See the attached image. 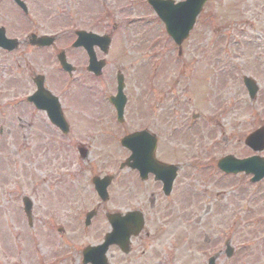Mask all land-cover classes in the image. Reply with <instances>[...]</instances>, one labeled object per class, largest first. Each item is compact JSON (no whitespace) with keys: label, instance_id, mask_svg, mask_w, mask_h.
<instances>
[{"label":"flooded vegetation","instance_id":"1","mask_svg":"<svg viewBox=\"0 0 264 264\" xmlns=\"http://www.w3.org/2000/svg\"><path fill=\"white\" fill-rule=\"evenodd\" d=\"M21 1L25 5L18 4L16 0H0V28L6 29L9 39H17V42L12 44L13 51L0 48V57H7L6 59L12 62L17 61V68L13 67V64L10 67L17 74L19 82H28L26 88L32 90L30 95L38 91L34 80L44 82V87L59 97L70 127L65 134L48 124L54 138L60 140L59 157L72 167L50 179V196L45 197V200L53 209L50 208L48 217H34V203L31 198L33 213L30 218L26 216L23 208L19 207L20 219L28 229L42 222L48 226L44 228L48 230L44 235V242L53 249L54 255L48 261L42 260V263L192 264V261H195V264H219L222 254L219 251L220 230L217 221L219 124L216 121L219 118V107L212 112L215 115L203 110L196 111L190 105L191 96L188 101H182L174 92V87L168 93L171 94L169 103L161 106L163 98L159 95L160 88L156 92V84L160 82L159 73L152 78V89L137 91L134 102L127 93L124 71L116 72V80L113 79V73L107 75L110 66L108 55L120 37L124 48L140 50L141 53L144 38L147 36L142 38V33L136 29L142 28L139 24L143 20L146 24L153 22L148 16H140L142 11H152L148 1L70 0L73 9L68 5L67 9H64L65 0ZM96 4L101 13L95 16ZM47 8H52V12L61 15L63 13L58 31L50 35L43 33L46 30L43 29L46 17L42 12ZM1 10L7 12L4 18ZM31 17L37 18L38 21H31ZM2 18L6 22H3ZM154 21L157 22L158 19L154 17ZM12 24L14 25L11 26ZM90 24L94 28L95 25L104 28L100 34L109 36L112 40L108 54L97 44L93 47L97 59L105 60V67L100 76L89 71L90 58L85 46L75 45L79 32H93L87 29ZM33 34L39 38L54 37V40H36L32 38ZM151 42L149 45L155 47L159 44V37ZM149 45L146 46L148 50ZM149 53L147 52V55ZM61 55L73 66V75L65 72L60 66L58 59ZM120 73L125 82L127 102L118 124L117 109L111 100L117 94V77ZM41 76L45 79H41ZM60 77L72 84L73 93L57 91L54 82L51 86V78L56 81ZM106 77L110 79L104 81ZM185 79L187 84L192 85L190 73ZM201 86V82L196 85ZM139 100L143 103L141 107L138 105ZM133 103V108H129ZM63 104L73 111L69 120ZM159 107L165 111L160 112ZM127 124L135 125L136 129L126 130L121 139L144 132L145 136L140 137L139 141L143 139L144 147L148 146L149 150L153 144V155L143 154L144 159L137 155L135 159L143 164L141 168H133L135 162L129 160L132 156L131 150L122 147L125 156L118 169L103 173L86 170L84 173L90 174L81 176L78 170L80 160L88 162L93 154L90 144L86 147L80 145L78 128L89 130L91 127H98L115 131L114 129H120L118 127L124 129ZM254 128L255 125L252 131H248L247 136L255 130ZM111 139L113 143L118 141L116 137ZM250 150L252 153L247 157L255 154ZM151 157L163 165H159ZM107 158L108 155L105 159ZM97 179H105L107 183V193L103 198L99 197L93 184ZM86 186L92 191L90 201H86L82 195L86 193ZM89 202L92 208L80 214V204L86 207ZM213 207L216 209L215 217L208 218V213L210 210V214L213 212ZM91 211H96V215L87 220L86 215ZM134 212L137 217L127 218L128 214ZM200 212H204L205 217H199ZM203 221L205 225L192 233L195 229L193 226L200 225ZM139 222L142 225L139 226ZM109 236L113 240L111 239L106 252L103 249H93L103 245ZM36 237L38 247L41 238L38 235ZM195 247L198 252H192Z\"/></svg>","mask_w":264,"mask_h":264},{"label":"rangeland","instance_id":"2","mask_svg":"<svg viewBox=\"0 0 264 264\" xmlns=\"http://www.w3.org/2000/svg\"><path fill=\"white\" fill-rule=\"evenodd\" d=\"M67 5L73 9L70 0H65L64 9H67ZM97 8L98 4L94 8L95 16L100 12ZM1 12L3 18L7 16L5 10ZM51 12L50 8L42 12L46 17V24L43 26L46 30L43 33L49 35L60 27L57 23H52L58 16L55 17V11ZM147 12L142 11V15H139L144 18L148 16L153 22L146 24L143 20L139 24L142 28L136 29L142 33V38L147 36L141 53L140 50L124 48L120 37L108 55L110 66L107 75L113 73V79L116 80V72L124 71L127 93L135 102L137 91H148L146 77L153 74L150 62L155 58L152 62L157 63L159 68L160 82L156 84V92L160 88L159 95L163 98L161 106L169 103L171 94L168 93L174 87V92L182 101H188L189 96L195 99L190 101V105L196 111L203 110L213 114L219 107V118L216 121L219 124V159L229 154L239 158L251 154L252 151L244 144L245 138L248 131H252L253 125L256 129L264 123V0H208L189 39L183 44V54L180 57L174 43L162 34L163 26L161 28L154 21L153 12ZM3 18L2 21L6 22ZM87 29L94 34L104 31L101 26L95 25L94 28L91 24ZM157 36L159 44L155 47L149 45ZM146 52H150V55ZM6 58L0 57V126H3L4 135L3 139L0 137V264H39L42 258L48 261L54 255L53 249L44 242V235L48 232L44 228L48 226L42 222L37 223L32 230L28 229L20 219L19 207H22L23 197H29L34 203V217H48L50 208L53 209L45 200V197L50 196V179L72 167L59 157L60 140H56L46 128L48 123L44 116L34 108L27 110L23 104L14 105V102L24 99L23 93L29 94L32 90L26 88L28 82H19L17 74L14 75L10 66L13 64L17 68V61L12 62ZM189 73L196 84H187L185 76ZM202 73V77L198 76ZM244 76L256 80L260 87L257 100L253 103L243 86ZM107 78L110 79L106 77L104 81ZM13 80L15 81L11 82ZM51 80V86L54 82L56 90L60 91L64 85L63 77ZM199 82H202L203 88L196 87ZM65 87L70 88L69 85ZM68 93H73V87ZM132 105L134 103L129 108ZM138 105L143 106L141 100ZM63 106L69 120L73 111L69 106ZM159 111L165 110L159 107ZM134 126L127 124L124 129L118 127L120 129H114L115 131L98 127H91L89 130L78 128L80 145L86 147L90 144L93 154L88 162L80 160V175L90 174L84 173L86 170L103 173L118 169L125 156L120 139L126 130L136 129ZM115 137L119 141L113 143L111 138ZM105 154L108 155L107 159ZM261 155L264 156V152ZM249 178L250 176L245 175L228 177L219 173L217 221L220 230L219 251L222 252L219 264H264V180L254 186L249 183ZM84 192L89 194L83 193V198L90 201L91 189L86 186ZM80 205V214L92 208L90 202L86 207ZM214 208L211 214V210L209 211L208 218L215 217ZM198 215L205 217L204 212ZM204 225L203 221L200 225L193 226L195 229L192 233ZM29 234L41 238L38 251L32 248ZM228 240L236 251L231 260L224 254ZM243 245L246 247L241 248ZM197 249L192 248V252H198Z\"/></svg>","mask_w":264,"mask_h":264},{"label":"water","instance_id":"3","mask_svg":"<svg viewBox=\"0 0 264 264\" xmlns=\"http://www.w3.org/2000/svg\"><path fill=\"white\" fill-rule=\"evenodd\" d=\"M207 0H187L186 2L179 3L177 5L174 4L172 0L168 1H159L154 0L151 1V3L154 5L156 11L159 13L160 17L165 21L167 25V29L169 34L175 39L177 44L181 45L182 42L189 36L190 31L193 29L197 17L203 10L202 8L206 4ZM98 41V44L102 46L103 49H105V52L108 50L110 41L109 39H99L94 38ZM1 42L5 43L6 41L3 40V38L0 39ZM89 52L91 57V70H93L96 74H100L101 68L103 67L101 62H98L93 50V45H89ZM247 87L249 88L251 97L254 99L256 96V93L258 92V87L252 81L251 79H246ZM119 87L120 90L123 89V81L119 78ZM125 104V103H124ZM40 106H44L43 104H39ZM119 106H122L121 104ZM50 116L54 122L57 124H60V121L62 120V114L59 107H57L55 110L49 111ZM261 135L256 134L253 138H251L248 141V144H251L254 147H257L256 149L262 150L264 148V130H260ZM133 138L136 139V136H131L130 139H126L124 141V144H127L129 147L132 148L134 151L133 156H137L138 154L142 155L141 150H135L133 147L137 148V143L133 140ZM149 152H151V155H153V149L152 147L147 149ZM145 153V150L144 152ZM134 158V157H133ZM151 159H154L151 157ZM155 160V159H154ZM233 158L228 157L225 159V161L220 162V166L222 169L227 171L228 173L230 171H239V170H246L247 172H251L255 174V178L253 181H258L263 178L264 176V160L255 158V159H249L243 162L233 163ZM227 162V163H226ZM157 163V162H156ZM142 163H140L141 166ZM238 168V169H237ZM104 192V191H102ZM27 207L29 210H31V204L29 201H27ZM130 218V217H129ZM141 222L138 223V225ZM142 225V224H140ZM139 225V226H140ZM137 231H135L136 233ZM233 249L228 248V256H231L233 254Z\"/></svg>","mask_w":264,"mask_h":264}]
</instances>
